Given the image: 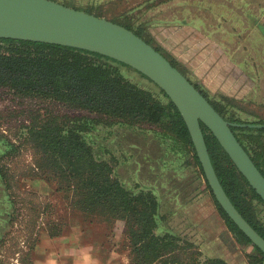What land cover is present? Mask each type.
I'll use <instances>...</instances> for the list:
<instances>
[{
  "label": "rangeland",
  "instance_id": "rangeland-1",
  "mask_svg": "<svg viewBox=\"0 0 264 264\" xmlns=\"http://www.w3.org/2000/svg\"><path fill=\"white\" fill-rule=\"evenodd\" d=\"M54 2L76 10L86 9L91 15L128 25L133 30L142 27L145 31L142 38L172 59L208 100L215 104L228 102L226 117H234L241 124H264V0ZM108 64L113 66L111 62ZM115 66L124 79L165 103L159 88L150 80L131 68ZM209 66L222 71L236 67L237 89L234 87L236 90H230L228 95L215 91L218 81H211L205 73ZM231 80L230 77L226 82ZM50 116H55L65 129H81V136L92 148L95 159L112 166L114 176L131 188L135 181L151 183L146 180H155L158 159L153 143L160 140L162 133L169 134L154 123L117 119L40 99L20 100L0 88V264H27L41 234L55 233L72 219L105 225L114 247L129 248L124 221L111 219L106 223L94 216H84L79 209V194L68 190L66 181L40 174L38 166L43 165V158L27 133L31 124ZM121 130L123 135H120ZM117 133L120 134L116 139L121 141L116 151L111 152ZM236 134L250 153L264 154V136ZM134 153L143 154V163L138 162L141 166L131 173L125 165H129L128 160L133 159ZM198 204L183 199L175 204L160 205L163 220L159 222L157 234L174 231L180 239L173 256L168 258L179 264L213 258L226 262V258L227 264H235L232 257H226L227 241L221 232L204 227L206 211H201L205 207ZM212 215L217 221L220 219L216 211ZM115 233L121 237H115ZM113 239H117L115 243Z\"/></svg>",
  "mask_w": 264,
  "mask_h": 264
},
{
  "label": "trees",
  "instance_id": "trees-1",
  "mask_svg": "<svg viewBox=\"0 0 264 264\" xmlns=\"http://www.w3.org/2000/svg\"><path fill=\"white\" fill-rule=\"evenodd\" d=\"M83 11L91 14L86 9ZM118 25L151 46L141 36L145 34L142 27L133 30L128 25ZM154 49L184 76L172 59L157 48ZM108 62L113 63V66ZM114 64L128 67L108 57L77 48L0 39V88L11 92L20 100L32 102L40 99L117 119L154 123L169 133L167 136L162 133L161 140L186 143L193 150L194 159L202 171L186 125L165 93L159 89L165 99L163 104L151 93L124 79ZM188 81L225 121L242 123L234 117L225 116L227 101L219 103L220 105L212 103L195 83L189 79ZM200 127L211 164L223 190L244 220L264 239V226L254 207L255 202L264 207V202L238 172L210 131L202 124ZM81 131L74 127L63 128L55 116L31 124L27 134L43 158V165L38 166L40 174L45 178L57 177L66 181V188L79 194V209L84 216H94L98 221L106 223H110L111 219L124 221L129 239L127 248L130 264H179L175 259L168 258L173 256L177 248L179 235L170 231L157 234L163 217L155 194L148 188L139 185L131 188L119 181L114 176L112 166L95 159L92 148L82 138ZM231 131L264 177V154L250 153L236 134L242 132L264 136V128L231 127ZM113 151L115 150L111 147V152ZM206 189L235 242L239 246L250 245L258 253V256L246 255L248 263L264 264V254L229 219L207 182ZM58 234L60 230L49 235ZM185 264L227 263L213 258L205 261L194 259Z\"/></svg>",
  "mask_w": 264,
  "mask_h": 264
},
{
  "label": "water",
  "instance_id": "water-1",
  "mask_svg": "<svg viewBox=\"0 0 264 264\" xmlns=\"http://www.w3.org/2000/svg\"><path fill=\"white\" fill-rule=\"evenodd\" d=\"M0 39L67 46L97 53L127 65L154 83L182 117L217 203L264 254V239L235 209L215 174L200 124L210 131L263 202L264 177L237 141L231 127L259 129L264 125L225 121L188 79L144 40L109 20L51 0H0Z\"/></svg>",
  "mask_w": 264,
  "mask_h": 264
},
{
  "label": "crops",
  "instance_id": "crops-1",
  "mask_svg": "<svg viewBox=\"0 0 264 264\" xmlns=\"http://www.w3.org/2000/svg\"><path fill=\"white\" fill-rule=\"evenodd\" d=\"M183 47L186 46L183 44ZM231 69L232 71H230ZM231 69L222 71L219 68L210 69V66L209 70L208 68L206 69L208 71L205 73L209 74L208 79L218 81L215 91L218 90L222 92L221 94L228 95L230 90L235 91L237 89L238 83H235L237 69L236 67H231ZM230 77L232 79L231 82H226ZM122 132L123 130L120 131L121 134H115L112 150L116 151L117 145L121 141V139L118 140L116 138L119 137V134L123 135ZM153 144L157 151L156 158L158 159L155 162V180H146V182L151 183L135 181L134 184L151 190L157 197L159 205L170 202L175 204L183 199L188 202L200 203L198 205L205 207V210L203 209L201 212L206 211L203 214L205 216L203 219L204 227L221 232L220 234L227 241L228 255L226 257H232V261L235 264H248L246 255L258 256L252 246H239L235 242L218 213L217 216L220 217L219 220L222 222L221 227L220 221H217L214 218L215 216L212 215V212L216 211V209L212 204L210 193L206 189L203 171H201L194 159L193 150L186 143L177 141L170 142L160 139ZM133 156L132 160H128L129 165H125L129 167L131 173H133L132 170H136L141 166L138 162L140 164L143 163V154L137 156L134 153ZM198 205H195V207L198 208ZM254 207L258 219L264 226V207L256 202ZM117 233H115V237H121ZM111 239L112 235L108 233L105 225L98 222L90 223L84 220L72 219L69 223L63 225V228L60 229V234L56 236L41 234L29 254L27 264H130L129 250L114 247ZM116 240L113 239L112 241L115 243ZM224 259L229 263L226 258Z\"/></svg>",
  "mask_w": 264,
  "mask_h": 264
}]
</instances>
